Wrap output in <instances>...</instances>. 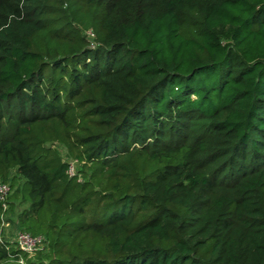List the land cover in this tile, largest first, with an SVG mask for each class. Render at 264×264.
Segmentation results:
<instances>
[{"label":"trees","instance_id":"obj_1","mask_svg":"<svg viewBox=\"0 0 264 264\" xmlns=\"http://www.w3.org/2000/svg\"><path fill=\"white\" fill-rule=\"evenodd\" d=\"M19 180L0 264H264V0H0Z\"/></svg>","mask_w":264,"mask_h":264},{"label":"rangeland","instance_id":"obj_2","mask_svg":"<svg viewBox=\"0 0 264 264\" xmlns=\"http://www.w3.org/2000/svg\"><path fill=\"white\" fill-rule=\"evenodd\" d=\"M89 36H90V39H92V40L94 39V37H93V35H91V33L89 34ZM56 147L59 150L62 157L65 160H67L69 163L72 164V167H74V169H73L74 173H76L79 169L78 163L72 162L69 159V157L67 155V151L64 147H62V146H56ZM14 175H15V172H13L12 176H14ZM23 183H24V180H19L16 187L12 188L11 210L9 212V215L7 216L8 222L6 223V226L4 227V241L11 244V246H15L17 244L19 233H21L22 231L23 232L25 231L24 228H22L21 217H23L26 210L29 209V204L23 203V201L21 199L16 200V199L12 198V197H14L16 192L18 190H20ZM39 246L40 247H39L38 251H40L41 249H45L46 243L44 242Z\"/></svg>","mask_w":264,"mask_h":264},{"label":"built area","instance_id":"obj_3","mask_svg":"<svg viewBox=\"0 0 264 264\" xmlns=\"http://www.w3.org/2000/svg\"><path fill=\"white\" fill-rule=\"evenodd\" d=\"M74 167L71 168L70 173L74 175ZM11 195V188L9 185L6 184H0V203H2L3 209L6 212L8 210V198ZM4 225H6L5 218L3 219ZM44 243V239L42 237H34L31 234L27 232H21L18 235L17 240V247L29 254L33 255L35 251L39 249V245ZM20 264H24L23 261H20Z\"/></svg>","mask_w":264,"mask_h":264}]
</instances>
